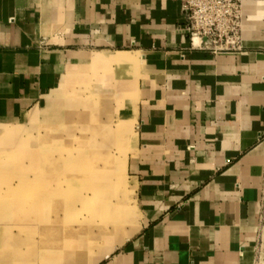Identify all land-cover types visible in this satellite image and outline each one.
<instances>
[{
	"label": "crops",
	"instance_id": "crops-1",
	"mask_svg": "<svg viewBox=\"0 0 264 264\" xmlns=\"http://www.w3.org/2000/svg\"><path fill=\"white\" fill-rule=\"evenodd\" d=\"M183 1L0 0V129L96 69L133 129L141 228L88 264H264V0L230 53L191 47ZM119 53L137 61H90Z\"/></svg>",
	"mask_w": 264,
	"mask_h": 264
},
{
	"label": "rangeland",
	"instance_id": "rangeland-1",
	"mask_svg": "<svg viewBox=\"0 0 264 264\" xmlns=\"http://www.w3.org/2000/svg\"><path fill=\"white\" fill-rule=\"evenodd\" d=\"M112 73L69 76L42 105L1 127L0 264H83L70 258L105 257L139 232L142 215L128 172L133 129L117 118L122 105ZM77 163L87 165L77 187L87 205L79 208L71 198L39 208L40 172H65ZM84 227L87 235L74 236Z\"/></svg>",
	"mask_w": 264,
	"mask_h": 264
},
{
	"label": "built area",
	"instance_id": "built-area-1",
	"mask_svg": "<svg viewBox=\"0 0 264 264\" xmlns=\"http://www.w3.org/2000/svg\"><path fill=\"white\" fill-rule=\"evenodd\" d=\"M243 6L244 0H184L181 10L185 24L179 31L188 36L194 49L212 53L239 52L242 50ZM259 139L264 142V130ZM262 228L261 225L258 249L263 243Z\"/></svg>",
	"mask_w": 264,
	"mask_h": 264
},
{
	"label": "bare ground",
	"instance_id": "bare-ground-1",
	"mask_svg": "<svg viewBox=\"0 0 264 264\" xmlns=\"http://www.w3.org/2000/svg\"><path fill=\"white\" fill-rule=\"evenodd\" d=\"M195 43H197V41ZM90 61L91 63H94V64H100V63L101 64L103 63L120 64L122 62H128V63L133 62V61H136V59L129 58L125 54L119 53L113 58L102 56V55H97V56L91 57ZM75 166H76L75 169L74 168L71 170L67 169L65 170V172H61L59 170L58 171L51 170L49 173H47L45 170H42L40 172L39 178L37 180L38 181L37 183L40 185V188L38 189L39 193H38V198H37V202H38L37 204L39 205V208L40 207L48 208L50 205L52 206L58 202L70 200L71 198H72V203H75L79 208H84L87 205L89 198L85 194L86 192L77 191L78 190L77 187H80V185L84 182L85 176H83V174L81 173H85L87 171V165L77 163V165ZM67 167L68 166H65V168ZM62 175L71 176V179H68L69 178L68 177L67 181L58 182L59 177ZM11 206H14V205L11 204ZM70 215H71L70 216L71 218L73 214H70ZM67 218H69V216H67ZM107 218L109 217L106 215V212H105L102 219H104V221H107ZM90 230H91L90 228L87 229L84 227L82 228V230L75 232L74 236L75 235L76 236L87 235V233H89ZM81 256H82L81 254L78 256L72 255L70 259H72V261L74 260L75 262H76V259H79V261L83 262V264H88L89 259H82L80 258Z\"/></svg>",
	"mask_w": 264,
	"mask_h": 264
}]
</instances>
